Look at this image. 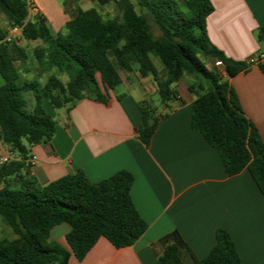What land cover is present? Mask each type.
<instances>
[{"label": "trees", "instance_id": "obj_1", "mask_svg": "<svg viewBox=\"0 0 264 264\" xmlns=\"http://www.w3.org/2000/svg\"><path fill=\"white\" fill-rule=\"evenodd\" d=\"M80 1L65 3L74 13L54 35L45 16L30 18L27 0H0L9 27L21 28L27 41L42 42L33 49L31 63L26 50L6 42L7 32L0 29V145L25 157L29 146L48 142L55 133L57 122L45 111L44 101L67 111L83 99L106 104L122 84L120 71L152 76L162 104L173 97V85L189 76L194 80L190 89L202 92L192 105V128L220 154L230 176L246 169L264 193V141L234 89L207 65L221 61L228 72L237 73L249 67L212 44L207 31L211 1L95 0L100 7H114L112 17L97 8L85 10ZM258 39L264 43V27ZM155 59L164 67L163 78ZM260 68L264 71V65ZM60 75L68 76V82ZM141 112L139 138L149 146L160 117L147 103L141 104ZM134 182L130 172L121 170L96 183L78 172L44 187L31 180L20 188L5 185L0 189V222L14 238L0 239V264H68L71 253L82 261L100 238L117 249L133 246L148 229L131 197ZM62 223L71 228L66 236L71 251L49 241ZM216 240L194 264H243L227 231L219 229ZM162 242L158 264H185L180 251L187 245L178 231Z\"/></svg>", "mask_w": 264, "mask_h": 264}, {"label": "crops", "instance_id": "obj_2", "mask_svg": "<svg viewBox=\"0 0 264 264\" xmlns=\"http://www.w3.org/2000/svg\"><path fill=\"white\" fill-rule=\"evenodd\" d=\"M27 1L33 5L30 18L45 16L54 35L74 13L65 8L71 0ZM210 1L214 11L207 18V31L212 44L228 58L249 65L239 73L222 66L219 74L234 89L264 141V71L260 68L264 60L249 64L264 52V43L258 39L264 27V0ZM85 2L80 1L82 8ZM28 42L35 43L34 48L42 44ZM153 62L163 78V65ZM136 73L134 83H126L121 76L128 93L110 92L106 104L83 99L71 110L64 109L58 114L53 137L29 146L25 157L0 145V158L11 156L0 164V189L5 185L20 188L25 180L44 187L78 172L93 183L121 170L135 177L131 197L148 224L145 234L133 246L120 249L100 238L82 261L71 253L68 264H158L165 250L162 239L174 231L187 245L180 251L184 263L194 264L214 248L219 229L229 233L243 264H264V193L248 170L230 176L220 154L192 128V105L201 90L190 89L194 82L180 87L182 79L173 85V97L162 104V110L156 108L160 121L146 146L138 133L141 104L150 105L149 98L158 94V88L152 76ZM43 107L54 119L51 105L44 101ZM33 157L35 165L30 163ZM70 229L67 223L56 226L49 241L71 251L66 239ZM3 238L14 236L7 232Z\"/></svg>", "mask_w": 264, "mask_h": 264}, {"label": "rangeland", "instance_id": "obj_3", "mask_svg": "<svg viewBox=\"0 0 264 264\" xmlns=\"http://www.w3.org/2000/svg\"><path fill=\"white\" fill-rule=\"evenodd\" d=\"M87 7L97 8V9L101 10V12L106 17H112V16H114L116 14L114 7H110V6L100 7L95 0H86L85 5H83V8L84 9H89ZM0 29L3 30V31H6L7 33L10 32V27H9L7 21H6L5 15L2 12H0ZM156 34L158 35L159 32L156 31ZM18 45L23 47L24 49H26V51L29 53V56H30L29 62H31V63L34 62V59H33V56H32V51H33V48L35 46V43L28 42L27 40L22 38V40L18 43ZM262 47L264 49V46H262ZM155 62L161 64L159 62V60H157V59H155ZM207 65H208V67L210 69L217 70L218 72H220L219 69L221 67L216 66L214 61H209L207 63ZM136 72L137 71H135L133 73H126L124 71H120V74L124 78L126 83H128V82L134 83L135 82V77H137V73ZM60 78L62 79V81L64 83H67L68 80H69L68 76H66V75H60ZM46 81H47V76H43L42 79H41V82L44 84V83H46ZM193 82H194V80L191 77L185 76V77L182 78L181 82L179 83V86L183 87L186 83L190 84V83H193ZM129 91L130 90L128 88H126L125 85H121L116 90L111 91V92L115 95V94H121V93H128ZM149 103H150V108L151 109H156L157 108V109H161L162 110V102H161L160 97H159L158 94L151 95L150 98H149ZM51 109L53 111V114H54L53 116H54L55 120H58V118H59L58 114L61 113L62 111H64V108L63 109L51 108ZM3 229H4V226L0 222V236H2L3 233H7V231L3 230Z\"/></svg>", "mask_w": 264, "mask_h": 264}, {"label": "built area", "instance_id": "obj_4", "mask_svg": "<svg viewBox=\"0 0 264 264\" xmlns=\"http://www.w3.org/2000/svg\"><path fill=\"white\" fill-rule=\"evenodd\" d=\"M28 3H29V9L31 11L32 8H33V5L29 1H28ZM22 38H23V36H22L21 28L15 27V28H10V32L7 33L5 41L6 42H15V43L18 44L22 40ZM263 60H264V52H261L258 56L251 58L249 60V64L252 65V64H255V63H260ZM215 65L218 66V67H222L223 63L221 61H216ZM10 157H11L10 155L1 156L0 164L7 163L8 161H10ZM30 163H31V165H35L36 164V159L33 157L30 160Z\"/></svg>", "mask_w": 264, "mask_h": 264}]
</instances>
